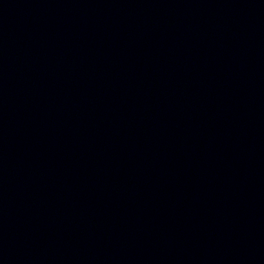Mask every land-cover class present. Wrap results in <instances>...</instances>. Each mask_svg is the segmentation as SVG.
I'll use <instances>...</instances> for the list:
<instances>
[{
	"label": "water",
	"instance_id": "1",
	"mask_svg": "<svg viewBox=\"0 0 264 264\" xmlns=\"http://www.w3.org/2000/svg\"><path fill=\"white\" fill-rule=\"evenodd\" d=\"M264 181V0H0V202Z\"/></svg>",
	"mask_w": 264,
	"mask_h": 264
}]
</instances>
